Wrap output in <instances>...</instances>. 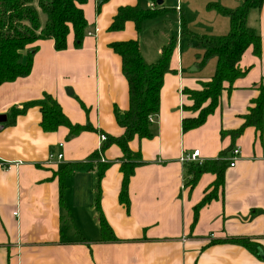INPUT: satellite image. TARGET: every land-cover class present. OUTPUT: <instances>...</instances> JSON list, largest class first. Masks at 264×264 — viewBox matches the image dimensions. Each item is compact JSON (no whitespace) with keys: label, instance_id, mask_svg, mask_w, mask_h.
<instances>
[{"label":"crops","instance_id":"0c3cea01","mask_svg":"<svg viewBox=\"0 0 264 264\" xmlns=\"http://www.w3.org/2000/svg\"><path fill=\"white\" fill-rule=\"evenodd\" d=\"M166 1L108 0L98 9L100 0H88L81 46H75L73 33L64 50H57L51 39L41 40L31 72L0 85V264H264L263 256L229 242L248 238L264 254V117L261 135L251 126L232 135L243 126L264 83V2L248 16L249 26L262 37L261 56L249 48L241 60L246 74L233 89L222 92L218 108L203 125L184 132L183 118L197 115L187 109L192 101L184 90L199 89L202 81L210 80L218 58L193 66L199 64L192 50L195 42L181 36L182 19L196 34L224 35L230 18L209 6L234 9L242 0ZM159 3L176 9L145 21L139 33L133 21L122 30L110 28L120 7L157 9ZM168 16L174 17L171 24L153 26ZM135 38L150 64L159 61L172 39L178 43L173 71L164 78L159 112L151 120L152 136L129 143L142 159L130 177L127 206L120 198L123 152L117 144L103 150L106 141L101 142L100 135L125 132L119 119L129 108V85L122 58L111 44ZM46 95L72 123L92 128L74 136L64 125L45 131L41 107H25ZM233 147H240L241 154L231 166ZM195 150L203 162L217 160L227 150L229 154L223 158V187L199 209L194 224L196 206L214 190L218 178L208 171L191 183L194 177L182 156ZM15 160L23 163L3 168L4 161ZM98 160L110 163L100 183L101 209L118 238L114 242L101 241L95 209ZM68 165L74 171L61 177Z\"/></svg>","mask_w":264,"mask_h":264},{"label":"trees","instance_id":"16d2710c","mask_svg":"<svg viewBox=\"0 0 264 264\" xmlns=\"http://www.w3.org/2000/svg\"><path fill=\"white\" fill-rule=\"evenodd\" d=\"M108 0H100L98 9ZM88 0H0V85L11 82L19 77L27 76L32 68V55L38 49V42L51 39L57 50L68 47V37L71 33L75 37V46H81L86 33L88 21L85 17L83 6ZM264 0H242L234 9L226 8L217 3L209 7L217 9L220 13L230 18V30L224 35H199L191 31L182 19V37L188 38L191 43L203 50L199 54L202 67L212 57H217L215 74L208 81H202L199 89H185L184 94L192 101L188 110L197 112L196 116L184 117L183 131L195 129L203 125L208 116L215 112L220 104L222 92L231 90L235 82L243 77L247 69L241 67V60L249 48L257 56L262 54V37L257 30L248 24L251 10L260 9ZM169 9H147L139 6H122L110 26L112 30H122L127 21H133L137 33L141 32L145 21L157 18ZM32 46V47H30ZM111 47L122 58V69L129 85L130 104L128 110L119 119L125 129L123 135L107 137L103 150L112 144H117L122 152L121 170L124 174L121 191V201L129 206L128 185L135 167L140 161L141 154L131 150L129 143L135 138H150L151 119L159 112L161 89L165 75L172 72L171 59L177 47V40L172 39L165 45L158 62L148 63L140 50L139 40L129 39L114 42ZM259 95L253 100V106L245 114L243 126L232 132L234 137L242 134L247 127H255L259 135L263 130L264 117V83L258 86ZM39 106L42 110V127L45 131H54L59 126H67L69 135L74 136L83 130L91 129L90 125L74 124L65 115L60 104L50 95L43 100L31 102L25 109ZM14 113L18 111L13 110ZM24 111V110H23ZM234 147L230 149L231 153ZM99 153V152H98ZM100 154V153H99ZM94 154L93 158H100ZM228 150L223 152L219 159L210 162H186L189 173L193 175L191 183L194 184L204 172H214L218 178L212 192L205 195L196 206L195 220L197 221L199 209L206 205L219 187L224 184V169L227 162L223 160ZM110 163L98 160L99 175L97 177V192L95 193V209L98 213L101 228V241H118L112 228L107 223L101 209L100 183ZM75 167L68 165L60 171V176L73 172ZM193 224V225H194ZM229 242L239 243L253 250L262 257L258 247L248 238H231ZM259 251V253H258Z\"/></svg>","mask_w":264,"mask_h":264},{"label":"built area","instance_id":"2783aa9c","mask_svg":"<svg viewBox=\"0 0 264 264\" xmlns=\"http://www.w3.org/2000/svg\"><path fill=\"white\" fill-rule=\"evenodd\" d=\"M178 4H180L181 0H177ZM177 9H180V5H178ZM152 120V119H151ZM1 120H0V126H1ZM100 139L101 142L107 141V136L105 134H101L100 135ZM102 149L99 148V153H101ZM241 154V148L240 147H236L233 149L232 153H231V166L235 165V162L238 158V156ZM63 157L62 154H59V159H61ZM182 160L186 163V162H202L203 160L200 158V151L199 150H195L193 153L191 154H185L184 156H182ZM23 162L21 160H15V161H4L3 163V168H5L6 170H9L13 167V165H19L22 164Z\"/></svg>","mask_w":264,"mask_h":264},{"label":"rangeland","instance_id":"374dc122","mask_svg":"<svg viewBox=\"0 0 264 264\" xmlns=\"http://www.w3.org/2000/svg\"><path fill=\"white\" fill-rule=\"evenodd\" d=\"M174 3V0H168V1H166V3ZM162 5L163 4H158L157 5V10H160V9H164V7H162ZM165 6H167V5H165ZM162 7V8H161ZM165 8H168V9H171V10H175L176 8L174 7H165ZM173 11H171L170 13H172ZM178 14H179V12L180 11H176ZM165 15V14H164ZM173 18L174 17H172V16H168V17H166L165 19H160V20H158V21H156L155 23H153L154 25V27L155 28H157V29H159V28H163L164 26H167L168 24H171L172 23V21H173ZM145 35H144V38H148V37H150V35L148 34V32L146 31V33H144ZM181 36H182V34H181ZM188 41H189V39H187ZM177 43H178V40H177ZM187 44H188V42H187ZM182 45V44H181ZM181 45H180V47H181ZM189 45V44H188ZM193 52H195V61H198V63L200 64V61H201V59H199L198 58V55L199 54H203L204 53V51L203 50H200V49H198L197 47H195V44H193ZM183 48H186V49H188V47H185V45L183 46ZM201 51H203L202 53H201ZM182 53V52H181ZM194 65H196V62H194L193 63V66ZM192 67V66H191Z\"/></svg>","mask_w":264,"mask_h":264},{"label":"water","instance_id":"95a60500","mask_svg":"<svg viewBox=\"0 0 264 264\" xmlns=\"http://www.w3.org/2000/svg\"><path fill=\"white\" fill-rule=\"evenodd\" d=\"M260 254L264 257V254H263V251L262 250H260Z\"/></svg>","mask_w":264,"mask_h":264}]
</instances>
